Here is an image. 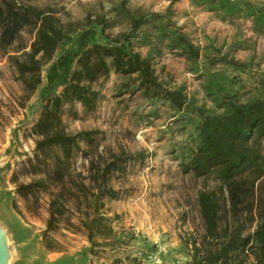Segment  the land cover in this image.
Returning a JSON list of instances; mask_svg holds the SVG:
<instances>
[{"label":"rangeland","instance_id":"rangeland-1","mask_svg":"<svg viewBox=\"0 0 264 264\" xmlns=\"http://www.w3.org/2000/svg\"><path fill=\"white\" fill-rule=\"evenodd\" d=\"M17 2L52 11L62 24L73 23L74 31L40 68L32 91L14 59L29 52L34 34L24 29L12 45L0 48V229L6 264H145L138 253L155 245L168 250L167 263L178 257L192 264L195 254L214 259L220 246L206 236L198 199L203 192L224 199L225 190L217 172L197 177L182 165L196 145L200 111L223 113L213 100L220 90L239 102L264 97V25L245 6L264 10V0ZM237 3L240 8L233 6ZM179 35L199 50L197 60L174 50ZM125 36L129 49L149 61L160 90L181 93V109L163 94L145 93L136 74L116 72L107 58L108 73L89 84L97 93L92 109L77 101L60 103L59 130L76 137L70 156L65 159L60 147L38 151L42 138L36 125L76 69L79 45L111 46ZM54 64L57 78L49 87ZM83 132L89 137L78 136ZM26 185L31 188L21 194L18 188ZM51 203L56 214L49 229ZM96 213L105 220L91 244L80 221ZM254 228L246 226L242 236ZM232 257L237 264H254L256 249L249 243Z\"/></svg>","mask_w":264,"mask_h":264},{"label":"trees","instance_id":"trees-1","mask_svg":"<svg viewBox=\"0 0 264 264\" xmlns=\"http://www.w3.org/2000/svg\"><path fill=\"white\" fill-rule=\"evenodd\" d=\"M234 5L240 8V3ZM245 6L251 10L255 22L264 25V10ZM137 26L138 23L134 22L133 30ZM24 29H30L34 38L29 52L14 60L23 84L28 91H32L39 83L40 68L52 59L66 35L74 31V24H62L49 10L21 5L17 0H0V48L6 49L12 45ZM178 48L189 59L197 60L200 56L199 50L182 35L175 39L174 50ZM79 50L81 53L76 60V69L62 93L50 100L36 125L42 138L36 144L38 151L46 147H60L65 159L70 156L76 137L59 130L60 103L62 100L77 101L84 108L92 109L97 93L89 88V84L108 73L107 58L116 72L136 74L145 93L153 90L154 95L163 94V98L169 100L175 110L183 106L184 98L180 92L160 90L149 61L129 49L128 37L111 46L82 42ZM56 76L54 64L47 76L49 87ZM217 96L213 100L223 113L205 114L203 110L200 111V121L195 127L196 145L188 150L182 166L183 172H192L197 177L217 172L226 198L220 199L214 192H203L199 195L198 203L206 236L218 240L220 247L211 261H205L195 254L192 264H218L220 260H223L221 264H237L233 257L228 258L229 254L237 255L249 243L256 249L254 264H264V97L239 102L229 92L221 90ZM89 135V132H83L78 136L88 138ZM30 188V185H26L18 189L24 194L22 191ZM102 192L108 194L111 191L102 189ZM55 214L51 203L47 223L49 229L54 226ZM221 218L224 222L222 228L219 226ZM103 220L104 217L96 213L80 221L89 243L92 244L95 228L103 226ZM254 224L252 235L242 236L243 229Z\"/></svg>","mask_w":264,"mask_h":264},{"label":"built area","instance_id":"built-area-1","mask_svg":"<svg viewBox=\"0 0 264 264\" xmlns=\"http://www.w3.org/2000/svg\"><path fill=\"white\" fill-rule=\"evenodd\" d=\"M168 250L162 246L155 245L151 249L142 250L138 253V257L145 264H181L180 258H174L170 263L166 262Z\"/></svg>","mask_w":264,"mask_h":264},{"label":"water","instance_id":"water-1","mask_svg":"<svg viewBox=\"0 0 264 264\" xmlns=\"http://www.w3.org/2000/svg\"><path fill=\"white\" fill-rule=\"evenodd\" d=\"M7 263V249L4 232L0 229V264Z\"/></svg>","mask_w":264,"mask_h":264}]
</instances>
